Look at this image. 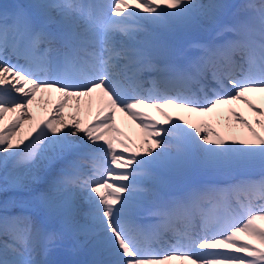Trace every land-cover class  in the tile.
I'll return each instance as SVG.
<instances>
[{"label": "snow or ice", "instance_id": "obj_1", "mask_svg": "<svg viewBox=\"0 0 264 264\" xmlns=\"http://www.w3.org/2000/svg\"><path fill=\"white\" fill-rule=\"evenodd\" d=\"M0 21V191L31 194L58 224L6 214L5 202L0 264H264V179L242 175L264 169V0H42ZM195 30L214 37L189 43L192 56ZM53 92L51 117L18 138L37 94ZM117 112L137 122L139 143L123 138ZM199 173L235 182L198 184ZM169 231L175 242L155 248ZM64 241L90 259H47Z\"/></svg>", "mask_w": 264, "mask_h": 264}, {"label": "bare ground", "instance_id": "obj_2", "mask_svg": "<svg viewBox=\"0 0 264 264\" xmlns=\"http://www.w3.org/2000/svg\"><path fill=\"white\" fill-rule=\"evenodd\" d=\"M38 2H42V0H0V9H6V8L14 9L16 5L25 4L27 6V5H31V4L38 3ZM228 2L236 4V5H242L243 3L246 2V0H228ZM197 33H200L198 36L202 37L201 39H204L208 36V33L204 32L202 30H198ZM258 95L259 94H255L254 99H256ZM56 99H57V95L52 93L50 98L47 94H45L44 100L41 101L40 100V93L37 94V101H35L32 105V111L35 114V119H31L27 115L22 117L23 121H28V122H25L23 124V127L18 130V132H19L18 138L19 137H28L30 139L31 137L35 136L36 132L39 130L38 128L35 127V125L39 121L51 117L52 110H53V108L51 106H52V103H54L56 101ZM257 103H261V101L259 99H257ZM239 107L242 110H244L246 116H248L250 119H253V121L255 122L254 114L252 112H250L246 108L245 105H243L241 103V104H239ZM169 111H171L173 113V116H177V115L181 114L179 110L169 109ZM221 112L224 116H227V114H228L226 107H223L221 109ZM155 113H156L155 115L159 119H163V117H161L158 112H155ZM183 114L186 116V118H188L187 113H183ZM10 119H11V114L9 116L5 117V123H8ZM191 119L193 120V122H198V120L195 116H192ZM212 123L214 126L220 127L221 131H224L223 126L217 125L215 123V120H213ZM225 123H227V121H225ZM257 127H259V126L257 125ZM119 128H121L123 130V132L126 134L125 137L131 135L132 137H134L135 139L140 141L141 131L130 120L123 119L122 124L119 126ZM245 132H246V130H245ZM25 142L27 143V140ZM257 171H264V169L263 170H256V171L248 170L247 172L243 173L242 175L246 178H251V179H256V180L264 178V173H260ZM0 175H2V171H0ZM41 175L44 176L46 180H50L52 178V174L49 173L47 170L43 171L41 173ZM218 177H224V178H229V179H217ZM223 181H227L223 184V187H226L227 185L235 182L232 179V177H230V176L217 175V174H213V173H199L194 177V182L198 183V184H208L211 182H216L217 184H215V185L222 187V184H220V183ZM0 183H2V181H0ZM36 187L38 189H42L45 187V185L41 184V185L36 186ZM13 201H14V203H13ZM5 202H7L6 214H24L25 215V214L30 212V208L28 207V205H32V206H34V208L37 207L34 203H32V195L31 194L24 193V192H16V191H13L11 189L0 191V212L5 211V209L2 207L5 204ZM38 209H40V208H38ZM40 214L43 216V218L45 220L52 221L57 225V222L54 219L48 218L46 216V214L43 212V210H41V209H40ZM241 236H242L244 241H250L254 245L259 243L258 240H253L247 236H244L243 234H241ZM172 264H181V262L179 260H174V261H172Z\"/></svg>", "mask_w": 264, "mask_h": 264}]
</instances>
